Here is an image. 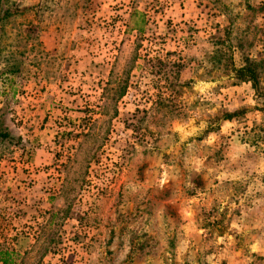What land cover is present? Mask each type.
<instances>
[{"label":"rangeland","instance_id":"rangeland-1","mask_svg":"<svg viewBox=\"0 0 264 264\" xmlns=\"http://www.w3.org/2000/svg\"><path fill=\"white\" fill-rule=\"evenodd\" d=\"M2 3L0 264H264V0Z\"/></svg>","mask_w":264,"mask_h":264},{"label":"trees","instance_id":"trees-1","mask_svg":"<svg viewBox=\"0 0 264 264\" xmlns=\"http://www.w3.org/2000/svg\"><path fill=\"white\" fill-rule=\"evenodd\" d=\"M10 15L9 10L3 9V3L2 0H0V40H1V23L5 21ZM261 65L255 61H252L249 58H246L244 61V65L241 68L234 70V77H231L232 79H235L239 82H249L252 84L253 89L258 94L259 98L262 101L263 104V111H264V90L261 83ZM243 113V111L235 112L232 114L226 113L223 116L224 120H233L236 117L240 116ZM0 138L2 140H10L12 138L11 133L6 131H0ZM1 257H4V262H8V256L7 253L0 254Z\"/></svg>","mask_w":264,"mask_h":264}]
</instances>
